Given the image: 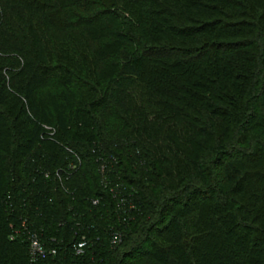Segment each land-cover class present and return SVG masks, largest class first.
Returning <instances> with one entry per match:
<instances>
[{"label": "trees", "instance_id": "1", "mask_svg": "<svg viewBox=\"0 0 264 264\" xmlns=\"http://www.w3.org/2000/svg\"><path fill=\"white\" fill-rule=\"evenodd\" d=\"M261 2L0 0V264H264Z\"/></svg>", "mask_w": 264, "mask_h": 264}, {"label": "built area", "instance_id": "2", "mask_svg": "<svg viewBox=\"0 0 264 264\" xmlns=\"http://www.w3.org/2000/svg\"><path fill=\"white\" fill-rule=\"evenodd\" d=\"M74 167V166H73ZM118 234V233H117ZM115 237V236H114ZM29 244H30V254L32 261L41 260L46 258L47 256L56 257L57 249L55 251L47 250L36 233L28 232ZM114 242H117L114 238ZM86 243H79L75 247L76 251H78L77 255H81Z\"/></svg>", "mask_w": 264, "mask_h": 264}, {"label": "rangeland", "instance_id": "3", "mask_svg": "<svg viewBox=\"0 0 264 264\" xmlns=\"http://www.w3.org/2000/svg\"><path fill=\"white\" fill-rule=\"evenodd\" d=\"M261 4V6H264V3L263 2H261L260 3ZM259 55H261V53L259 54ZM261 109H264V104H262V106H261ZM114 120V119H113ZM115 122H117L118 124H119V122L118 121H116L115 120ZM241 145H242V143H241ZM12 163V158H10L9 160H8V164L10 165ZM11 166H9V167H7V169L8 168H10ZM6 171V170H5ZM5 171L3 170V172H2V179H4L5 178ZM216 173H219V175L221 176V178L223 177V176H225V174H224V172L219 168L217 171H216ZM4 208L6 209V205L4 204ZM244 212H246V208H244L243 210L241 209L240 210V213H238V217L239 216H245L244 215ZM181 217V216H180ZM240 219V218H239ZM124 234L123 233H116V234H114V238H115V240H117V241H119V242H121V240H123V238H124V236H123ZM114 238L111 240V243L112 244H114ZM50 250H52L53 252L55 251V248H50ZM78 253V251H76V254ZM52 258V257H51ZM51 262H52V260H51Z\"/></svg>", "mask_w": 264, "mask_h": 264}]
</instances>
